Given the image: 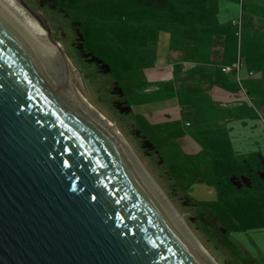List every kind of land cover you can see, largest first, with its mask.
Here are the masks:
<instances>
[{
  "label": "water",
  "instance_id": "1",
  "mask_svg": "<svg viewBox=\"0 0 264 264\" xmlns=\"http://www.w3.org/2000/svg\"><path fill=\"white\" fill-rule=\"evenodd\" d=\"M47 60L0 10V264H212Z\"/></svg>",
  "mask_w": 264,
  "mask_h": 264
},
{
  "label": "rangeland",
  "instance_id": "2",
  "mask_svg": "<svg viewBox=\"0 0 264 264\" xmlns=\"http://www.w3.org/2000/svg\"><path fill=\"white\" fill-rule=\"evenodd\" d=\"M25 1L52 29L53 58L79 93L117 127L217 264H264V186H259L264 183V113L219 122L206 105L200 75L176 66L184 59L176 57L168 21H153V9L143 6L144 0ZM256 9L264 15L263 7ZM78 30L85 52L107 63L110 73H100L80 55ZM261 54L250 58L258 69ZM115 84L123 89L122 99L112 94ZM120 99L130 113L116 107ZM136 129L155 151L144 148ZM242 192L250 194L246 198ZM213 216L228 235L238 232L236 240L226 238L229 247L218 237Z\"/></svg>",
  "mask_w": 264,
  "mask_h": 264
},
{
  "label": "crops",
  "instance_id": "3",
  "mask_svg": "<svg viewBox=\"0 0 264 264\" xmlns=\"http://www.w3.org/2000/svg\"><path fill=\"white\" fill-rule=\"evenodd\" d=\"M146 3L153 21H168L176 57L184 59L176 66L200 75L206 105L214 108L219 122L224 117L240 121L243 114L262 116L264 61L258 69L250 58L264 52V15L256 9L264 8V0H144L142 5Z\"/></svg>",
  "mask_w": 264,
  "mask_h": 264
},
{
  "label": "bare ground",
  "instance_id": "4",
  "mask_svg": "<svg viewBox=\"0 0 264 264\" xmlns=\"http://www.w3.org/2000/svg\"><path fill=\"white\" fill-rule=\"evenodd\" d=\"M0 10L9 17L11 23L20 31L23 37L28 41V43L33 47L34 51L42 56L46 57V63L49 65L53 71L59 76L66 86L73 92V94L81 101L83 106H85L95 117L98 119L105 128H107L110 133H112L115 138L120 142L122 147H124L126 154L130 158V161L133 162L135 167H137L141 174H143L147 181H149L151 187H154L159 196L161 197L160 201L166 205V208L172 215H175L180 219L181 229L185 232L191 242L202 252V254L212 263L217 264L215 259L210 256V254L206 251L205 247L199 242V240L194 236L192 230L189 229L184 219L179 213L175 210V208L171 205L168 198L163 194L162 191L157 188L158 186L155 184L154 180L150 177L149 174H146L142 162L138 159L133 150L129 147V144L126 142L125 138L117 127L107 118L102 115L91 103L85 99L81 93H79L78 89L75 87L72 79H70V74L65 67L59 65V62L56 61L52 56V47H55V44L49 42L47 30L45 25H43L42 21L38 19L36 16L32 15L28 11H25L16 0H0Z\"/></svg>",
  "mask_w": 264,
  "mask_h": 264
},
{
  "label": "trees",
  "instance_id": "5",
  "mask_svg": "<svg viewBox=\"0 0 264 264\" xmlns=\"http://www.w3.org/2000/svg\"><path fill=\"white\" fill-rule=\"evenodd\" d=\"M61 12V11H60ZM78 37H77V41H78V44H77V49L80 51V55L88 62V63H90V64H95V66L98 68V70L100 71V73H104V74H108V73H110L111 72V69H110V67H109V65L107 64V63H105L102 59H100V58H98L97 56H94V55H92L91 53H86L85 52V48H84V38H83V36L81 35V33L79 32V30H78ZM112 94L113 95H116V96H118L119 98H123L124 97V92H123V89L119 86V84H115L114 86H113V88H112ZM120 99V101H117L116 102V107H118L119 108V110L122 112V113H130V111H131V107H129L128 105H127V103L125 102V101H122ZM136 133L135 134H137L138 136H140L141 137V139H142V142H143V146H145L144 148H146L147 150H150V151H155V149L156 148H154L155 146L153 145V143L150 141V140H148V139H146L144 136H143V134H140L141 132L138 130V129H136V131H135ZM249 172V171H248ZM243 193V197H245L246 196V198H247V195H249L250 194V192H246V193H244V192H242ZM212 220H213V222L214 223H216L217 225H218V227L220 228H218L220 231H218L219 233H218V237L220 236V238H222L223 239V243H225L226 242V238L228 239V240H236V235L238 234V232L237 231H233V233L231 234L230 233V235H228V233H227V231L225 230L226 228L225 227H223L220 223H219V221H218V219L216 218V216H213L212 217ZM212 223V222H211ZM216 229V228H215ZM254 241V240H253ZM226 244V246L227 247H229L228 246V243H225ZM254 244H256V242L254 241ZM243 256H244V253H241ZM241 254H240V256H241ZM241 260H242V257H241ZM248 261H250V259H248Z\"/></svg>",
  "mask_w": 264,
  "mask_h": 264
},
{
  "label": "flooded vegetation",
  "instance_id": "6",
  "mask_svg": "<svg viewBox=\"0 0 264 264\" xmlns=\"http://www.w3.org/2000/svg\"><path fill=\"white\" fill-rule=\"evenodd\" d=\"M259 186H264V183H260ZM219 233V232H218ZM220 237V236H219Z\"/></svg>",
  "mask_w": 264,
  "mask_h": 264
},
{
  "label": "built area",
  "instance_id": "7",
  "mask_svg": "<svg viewBox=\"0 0 264 264\" xmlns=\"http://www.w3.org/2000/svg\"><path fill=\"white\" fill-rule=\"evenodd\" d=\"M229 70H230L229 68L224 69V71H229Z\"/></svg>",
  "mask_w": 264,
  "mask_h": 264
}]
</instances>
